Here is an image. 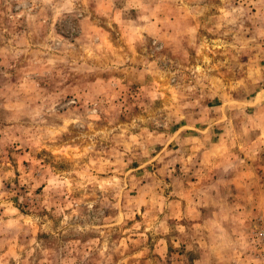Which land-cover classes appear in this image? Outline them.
<instances>
[{"label":"rangeland","instance_id":"rangeland-1","mask_svg":"<svg viewBox=\"0 0 264 264\" xmlns=\"http://www.w3.org/2000/svg\"><path fill=\"white\" fill-rule=\"evenodd\" d=\"M234 6L92 0L86 23L52 28L19 15L31 0H0V264H264V240L252 243L264 231V3L230 24ZM97 104L107 139L93 148L87 125H68L53 148V126ZM67 173L87 189L45 206L47 183L30 185ZM113 175L126 177L118 196L91 194ZM85 192L99 198L91 214L79 204L90 230L62 229L58 208Z\"/></svg>","mask_w":264,"mask_h":264},{"label":"clouds","instance_id":"clouds-1","mask_svg":"<svg viewBox=\"0 0 264 264\" xmlns=\"http://www.w3.org/2000/svg\"><path fill=\"white\" fill-rule=\"evenodd\" d=\"M20 3H24V0H19ZM124 3L128 4L129 6H132L133 0H123ZM264 3V0H239V6L231 7V10L229 12L225 13V16L228 18V23L235 24L237 21H242L247 13L249 12V8L246 7V5H252L254 3ZM35 12V14H33ZM93 14L92 9V0H31V7L27 8L26 11L20 12V16L27 15L29 19L36 20L39 18L42 22L47 23L48 21L51 22V27L55 28L57 22H63V20L67 19L68 16H71L72 19H78L81 24L86 23L90 17ZM146 17H141V19H145ZM150 22V18H149ZM166 27H171V25L166 24ZM68 29L70 31H74L72 28V25L69 23L67 25ZM110 27V25H109ZM194 91V89H192ZM74 103L73 101H70L69 104ZM102 112V109L100 106L94 105L92 108H88L85 105V111L83 113H79L78 111H70L67 113L66 118L63 120V127H60L59 125H54L52 128V131L50 135H48L46 138L53 141V148L55 147V141L59 139L57 132H64L67 131L68 125H74L77 128L83 129L85 125L91 130V133H81V139L88 138L91 139L93 143V148L95 147V142L97 138L100 140L107 139V136L104 133V130L101 129L100 131L96 130V123L101 120L100 113ZM50 115H55L54 112L49 111ZM37 116L40 115V111H37ZM43 124V122H42ZM142 147V145H141ZM144 155H147V151L144 152ZM60 157H57L59 159ZM131 161H129L130 163ZM144 167V165H142ZM227 171V170H225ZM117 173L119 176L123 175L122 168L117 169ZM14 173L10 172L8 173V176H13ZM65 176L67 178H65ZM2 179V178H0ZM126 181V177L124 179L118 178V175H113L110 180H104V181H89V183L93 184V191L92 195L95 196L96 192V185H99V189L102 193L108 194L109 189L116 190L117 196L119 195V192L123 191L121 188V185L124 184ZM47 183V186L45 187V199L46 203L45 206L50 207V204L48 201H51L53 195L56 197H63L67 196V192L65 191V188H67L69 191L75 190L77 186L83 187L87 189L88 184L85 183L84 179L77 181L71 173H67L64 175H61V177L57 180L55 178L53 179H47L46 181L42 178L40 181H37L34 185H30V187H38L40 183ZM3 189V183L0 182V190ZM4 193L3 191H0V197H3ZM88 193L85 192L84 197L80 201H70L68 204L65 205L63 208H58L57 215H62L63 219L60 222L61 228L66 230L74 231L75 233H84L90 230V225L87 222V216L82 215V213L78 210L80 203H85L87 212L91 214L95 208V204L97 203V199L88 201L87 200ZM28 197H33V191H29L27 193ZM25 199L24 196L20 197V200L23 202ZM35 200L36 198L33 197ZM102 205L104 206H110L109 201L107 200V195L104 196V199L101 201ZM72 204L77 205V209L71 211L68 214H65L68 212V208L71 207ZM113 207H118V205H111ZM0 207H11V205L6 203H0ZM13 211H16L13 209ZM162 211V209H161ZM100 215H102V210L99 212ZM79 219H84L85 223L84 226L81 227L79 223L72 224L71 221ZM22 219V218H21ZM32 219H26V224H32ZM0 225H3V220L0 219ZM51 221L48 222V224L45 226L47 229H50ZM7 227H15L16 231L12 232L11 235L13 237H17L20 235L21 225L19 219L16 220H9ZM137 228L139 225L136 226ZM4 230H7L6 228ZM177 230L181 233H185V228L182 226H177ZM165 231H168L166 228ZM260 240H264V231L258 233V238L252 243H259ZM25 247L28 248L27 242L25 241ZM35 249H30L27 251V257H32ZM16 264H28V259L25 258L22 260L21 255L15 256Z\"/></svg>","mask_w":264,"mask_h":264}]
</instances>
